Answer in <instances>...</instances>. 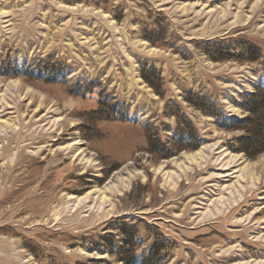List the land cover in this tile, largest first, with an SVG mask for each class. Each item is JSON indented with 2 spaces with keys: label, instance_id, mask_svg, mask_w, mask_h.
<instances>
[{
  "label": "rangeland",
  "instance_id": "obj_1",
  "mask_svg": "<svg viewBox=\"0 0 264 264\" xmlns=\"http://www.w3.org/2000/svg\"><path fill=\"white\" fill-rule=\"evenodd\" d=\"M260 85L264 0H0V264H264Z\"/></svg>",
  "mask_w": 264,
  "mask_h": 264
},
{
  "label": "trees",
  "instance_id": "obj_2",
  "mask_svg": "<svg viewBox=\"0 0 264 264\" xmlns=\"http://www.w3.org/2000/svg\"><path fill=\"white\" fill-rule=\"evenodd\" d=\"M153 70L155 68H152ZM143 78L147 81L148 77L143 72ZM253 98L251 105L241 104L248 115L244 117H227L225 114L213 113L217 119V125L226 129L243 128L244 134L239 137V147L236 150L245 153L249 157H254L264 152V85L257 87L255 93L250 94ZM206 111V110H205ZM208 112V111H207ZM221 116V117H220ZM227 117L234 122V125L222 123L221 118ZM258 121V122H257ZM245 125V127L243 126ZM250 124V125H248ZM125 251L129 250V242H126ZM150 257H143L144 263H149ZM122 264H129L128 259H122Z\"/></svg>",
  "mask_w": 264,
  "mask_h": 264
},
{
  "label": "bare ground",
  "instance_id": "obj_3",
  "mask_svg": "<svg viewBox=\"0 0 264 264\" xmlns=\"http://www.w3.org/2000/svg\"><path fill=\"white\" fill-rule=\"evenodd\" d=\"M81 198V197H80ZM79 197H78V199H80Z\"/></svg>",
  "mask_w": 264,
  "mask_h": 264
}]
</instances>
